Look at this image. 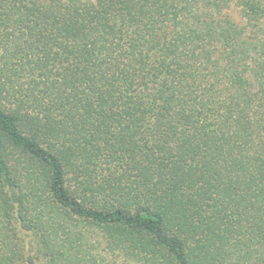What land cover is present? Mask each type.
Listing matches in <instances>:
<instances>
[{
  "label": "trees",
  "instance_id": "obj_1",
  "mask_svg": "<svg viewBox=\"0 0 264 264\" xmlns=\"http://www.w3.org/2000/svg\"><path fill=\"white\" fill-rule=\"evenodd\" d=\"M68 219L264 264V0H0V264H74Z\"/></svg>",
  "mask_w": 264,
  "mask_h": 264
},
{
  "label": "rangeland",
  "instance_id": "obj_2",
  "mask_svg": "<svg viewBox=\"0 0 264 264\" xmlns=\"http://www.w3.org/2000/svg\"><path fill=\"white\" fill-rule=\"evenodd\" d=\"M65 224L66 228H51L48 231L50 234H53L52 231L57 234V236L53 235V238L54 243L56 240L59 241V250L63 253L62 262L66 263L68 260L74 264H130L132 262V259L121 249H112L109 246L112 239L108 232L85 221L68 219Z\"/></svg>",
  "mask_w": 264,
  "mask_h": 264
}]
</instances>
